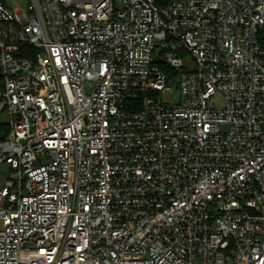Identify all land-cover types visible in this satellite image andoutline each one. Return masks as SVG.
<instances>
[{
	"label": "built area",
	"instance_id": "1",
	"mask_svg": "<svg viewBox=\"0 0 264 264\" xmlns=\"http://www.w3.org/2000/svg\"><path fill=\"white\" fill-rule=\"evenodd\" d=\"M21 1L0 264H264V0Z\"/></svg>",
	"mask_w": 264,
	"mask_h": 264
},
{
	"label": "rangeland",
	"instance_id": "2",
	"mask_svg": "<svg viewBox=\"0 0 264 264\" xmlns=\"http://www.w3.org/2000/svg\"><path fill=\"white\" fill-rule=\"evenodd\" d=\"M22 6H25V3H27V0L21 1ZM89 91V88H88ZM8 117L4 112H0V122H7ZM221 130L223 131H229L230 127L228 125L221 126ZM11 174L10 166L6 163L0 164V187L5 184L6 179Z\"/></svg>",
	"mask_w": 264,
	"mask_h": 264
},
{
	"label": "trees",
	"instance_id": "3",
	"mask_svg": "<svg viewBox=\"0 0 264 264\" xmlns=\"http://www.w3.org/2000/svg\"><path fill=\"white\" fill-rule=\"evenodd\" d=\"M2 85L0 84V90ZM8 124L6 122H0V140L4 139L6 134L8 133Z\"/></svg>",
	"mask_w": 264,
	"mask_h": 264
}]
</instances>
